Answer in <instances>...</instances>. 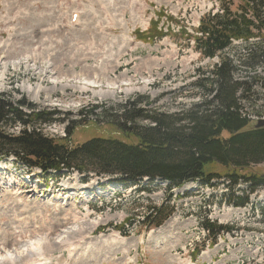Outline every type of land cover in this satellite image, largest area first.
I'll use <instances>...</instances> for the list:
<instances>
[{"label": "rangeland", "instance_id": "rangeland-1", "mask_svg": "<svg viewBox=\"0 0 264 264\" xmlns=\"http://www.w3.org/2000/svg\"><path fill=\"white\" fill-rule=\"evenodd\" d=\"M217 11V0H0V94L47 114L51 123L37 127L54 140L73 147L97 138L130 142L107 120L120 107L132 103L180 119L202 102L193 83L219 60L202 59L187 36ZM152 20L159 23L150 31ZM247 74L264 77V67L239 68L235 77ZM256 90L244 105L263 115L264 91ZM251 171L264 173V165ZM24 173L0 161V253L28 248L43 255L34 264L264 262V189L237 207L223 181L170 191L161 181L133 186L91 177L84 184L77 173L58 182L29 173L28 183ZM162 204L174 209L172 216L149 227L147 206ZM204 220L233 231L212 242ZM13 260L32 263L26 255Z\"/></svg>", "mask_w": 264, "mask_h": 264}, {"label": "trees", "instance_id": "trees-1", "mask_svg": "<svg viewBox=\"0 0 264 264\" xmlns=\"http://www.w3.org/2000/svg\"><path fill=\"white\" fill-rule=\"evenodd\" d=\"M217 2V13L205 14L196 35L187 38L202 59L217 58L219 63L199 72L193 87L202 102L182 112L180 119L131 103L120 107L118 117L107 118L130 142L97 138L73 147L66 139L54 140L42 133L37 126L50 124V117L35 105L0 94V159H12L18 168L39 170L57 181L77 173L83 182L91 177H110L113 183L133 186L144 180L161 181L171 191L193 182L210 186L223 180L234 205H248L250 196L264 189V173L251 171L264 165V128H250L251 117L264 114L254 105L247 110L244 103L252 104L253 96L260 93L256 89L264 91V77L247 74L237 79L235 74L239 68L255 73L264 67V0ZM158 23L153 21L150 31ZM163 36L160 32L158 39ZM142 122L146 125H139ZM17 128V134L10 133ZM240 186L246 187L239 190L242 196L236 191ZM173 211L165 204L147 206L144 222L159 228ZM202 229L212 242L233 231L208 220L202 222Z\"/></svg>", "mask_w": 264, "mask_h": 264}, {"label": "bare ground", "instance_id": "bare-ground-1", "mask_svg": "<svg viewBox=\"0 0 264 264\" xmlns=\"http://www.w3.org/2000/svg\"><path fill=\"white\" fill-rule=\"evenodd\" d=\"M108 6V5H107ZM66 190H70L69 188H67ZM28 192H31L30 190ZM14 205V204H12ZM75 233H70L69 236H74ZM82 238L80 240H77V241H74L75 244H80L82 242ZM73 244V243H72ZM70 246H73L70 244ZM77 246V245H76ZM43 249V248H42ZM1 251V250H0ZM43 251V250H42ZM41 252V251H40ZM26 253V254H25ZM24 255L27 256L28 258V262L31 260V262L34 264V262H36V260L42 256H40L39 254L35 255L34 253H32L31 250H29L28 248L20 251V250H17V249H14V250H8L6 254H4L3 252L0 253V264H14V260L13 258H15L16 260H18L19 258L21 257H24ZM35 255V256H34ZM39 256V257H38ZM26 258V257H25ZM39 261V260H38ZM30 263V264H32ZM29 264V263H28ZM38 264V263H37Z\"/></svg>", "mask_w": 264, "mask_h": 264}, {"label": "water", "instance_id": "water-1", "mask_svg": "<svg viewBox=\"0 0 264 264\" xmlns=\"http://www.w3.org/2000/svg\"><path fill=\"white\" fill-rule=\"evenodd\" d=\"M264 128V120L258 122L256 129Z\"/></svg>", "mask_w": 264, "mask_h": 264}]
</instances>
